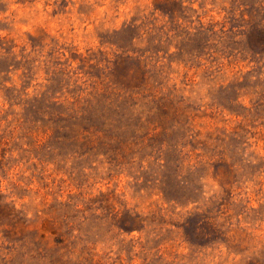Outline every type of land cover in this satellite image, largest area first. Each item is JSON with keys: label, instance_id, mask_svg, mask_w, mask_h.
<instances>
[{"label": "rangeland", "instance_id": "1", "mask_svg": "<svg viewBox=\"0 0 264 264\" xmlns=\"http://www.w3.org/2000/svg\"><path fill=\"white\" fill-rule=\"evenodd\" d=\"M0 264H264V0H0Z\"/></svg>", "mask_w": 264, "mask_h": 264}]
</instances>
